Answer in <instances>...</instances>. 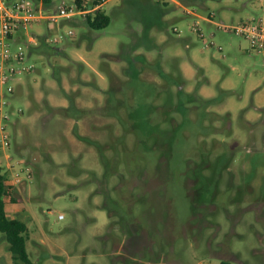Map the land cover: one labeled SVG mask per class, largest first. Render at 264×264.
<instances>
[{
    "label": "rangeland",
    "instance_id": "obj_1",
    "mask_svg": "<svg viewBox=\"0 0 264 264\" xmlns=\"http://www.w3.org/2000/svg\"><path fill=\"white\" fill-rule=\"evenodd\" d=\"M263 7L108 0L104 28L76 14L22 29L75 31L18 34L30 69L11 81L9 146L0 133L35 264H264V52L224 27Z\"/></svg>",
    "mask_w": 264,
    "mask_h": 264
},
{
    "label": "built area",
    "instance_id": "obj_2",
    "mask_svg": "<svg viewBox=\"0 0 264 264\" xmlns=\"http://www.w3.org/2000/svg\"><path fill=\"white\" fill-rule=\"evenodd\" d=\"M99 7V4L95 6L85 4L84 7H79L77 3L66 4L63 1L54 9H49L44 0H0V133L4 146L10 145L11 137L6 123L10 119L6 105L10 103L9 95L15 91L11 81L18 74L30 69L24 64L27 53L23 43L33 47L39 43L42 36L49 43L56 44L63 38L75 34L73 29H69L67 33H58L47 38L46 33L27 31L21 33L22 29L35 23L53 24L76 14H81L85 18L88 13ZM224 27L246 38L251 48L264 52V7L259 14ZM18 34L24 40L22 44H18Z\"/></svg>",
    "mask_w": 264,
    "mask_h": 264
},
{
    "label": "trees",
    "instance_id": "obj_3",
    "mask_svg": "<svg viewBox=\"0 0 264 264\" xmlns=\"http://www.w3.org/2000/svg\"><path fill=\"white\" fill-rule=\"evenodd\" d=\"M50 0H45L46 4ZM106 0H75L79 7H84L88 3L90 6L100 5V7L86 15L87 24L94 29L104 28L111 22L110 15L103 9L102 4ZM187 1V0H186ZM44 42V41H43ZM156 69L167 78L168 73H163L159 64L155 65ZM8 177L2 172L0 166V231L5 235L9 250L12 253L13 264H35L27 250V224L19 217H13L7 211Z\"/></svg>",
    "mask_w": 264,
    "mask_h": 264
},
{
    "label": "crops",
    "instance_id": "obj_4",
    "mask_svg": "<svg viewBox=\"0 0 264 264\" xmlns=\"http://www.w3.org/2000/svg\"><path fill=\"white\" fill-rule=\"evenodd\" d=\"M106 1H108V0H106ZM106 1H105V2H106ZM105 2H104V3H105ZM104 3L102 4V7H103Z\"/></svg>",
    "mask_w": 264,
    "mask_h": 264
}]
</instances>
